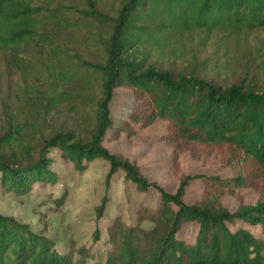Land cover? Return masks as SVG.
<instances>
[{
    "label": "trees",
    "instance_id": "16d2710c",
    "mask_svg": "<svg viewBox=\"0 0 264 264\" xmlns=\"http://www.w3.org/2000/svg\"><path fill=\"white\" fill-rule=\"evenodd\" d=\"M59 2L0 0V52L22 74L31 73L32 67L39 75L48 72L46 88L29 86L32 98L26 97L20 105L33 106L35 114L54 110L70 99H82L81 82H99L95 129L86 142L71 133L51 136L37 149L39 156L32 162L23 157L27 149L21 141L15 140L8 153L0 149L4 190L25 195L33 184L55 183L56 174L46 158L52 147L78 171L84 169V163L102 159L108 163L107 187L121 172L139 192L155 190L159 208L151 229L124 228L115 239V248L96 264H264V235L256 237L246 228H231L237 222L259 225L264 234V190L254 205L236 212H229L219 202L223 193L264 179V90L238 82H215L196 69L170 70L149 61L155 51L168 48L175 35L200 37L204 43L223 30L264 31V0H123L113 16L91 3L79 12L78 20L69 14L72 9ZM96 26L109 34L104 39V55L97 63H84L76 57L75 64L83 66V72L73 75L65 70L70 58L58 36L73 37ZM73 76L80 83L74 82V89H69L65 85ZM120 87L133 92L132 122L146 126L164 121L168 133L162 139L169 144L187 146L198 156H229L232 177L198 176L205 185L202 199L187 204L182 198L190 177H183L176 192L170 194L150 183L133 163L105 149L102 142L112 127L108 103L112 90ZM64 198L54 199L57 207ZM104 204L105 199L100 210ZM188 222L197 226L190 242L179 237ZM94 236L97 241L98 231ZM0 264L77 263L48 237L0 214Z\"/></svg>",
    "mask_w": 264,
    "mask_h": 264
},
{
    "label": "rangeland",
    "instance_id": "374dc122",
    "mask_svg": "<svg viewBox=\"0 0 264 264\" xmlns=\"http://www.w3.org/2000/svg\"><path fill=\"white\" fill-rule=\"evenodd\" d=\"M91 3L96 10L113 16L123 0L59 2L72 9L69 14L77 20L79 12L86 10ZM107 36L109 34L106 35L101 26L75 33L73 37L67 34L58 36L70 58L65 70L73 75L83 72V66L75 64L76 57L84 63L99 62L104 55ZM0 55L1 150L8 153L15 140L21 141L27 149L23 157L32 162L38 158L37 149L43 141L55 134L71 133L78 141L89 140L95 129L97 101L101 96L99 82L90 79V82L79 84L73 76L65 86L74 89V82H77L84 87V93L79 91L83 98L70 99L54 110L35 114L33 106L24 108L20 105L26 97L32 98L29 86L34 85L39 90L46 88L48 72L39 75L37 68L32 67L29 68L31 73L22 74L10 64L3 52ZM149 61L170 70L196 69L200 75L215 82H238L264 90V31L223 30L204 43L200 37L175 35L171 45L155 51ZM134 102L130 89L120 87L112 90L108 103L112 127L102 142L110 153L133 163L150 183L170 194L176 192L183 177H190L182 198L187 204L202 199L205 185L198 176L222 180L232 177V169L227 162L229 156H198L197 153L192 154L187 146L169 144L162 139L168 133L164 121L155 120L146 126L132 122L129 116ZM46 158L51 161L49 169L56 174L57 181L33 184L25 195L9 193L0 183V214L13 217L34 232L48 237L61 253H67L77 264H96L100 256L115 248V239L124 228L132 231L152 228V220L159 208V194L155 190L139 192L121 172L111 178L107 187L108 163L102 159L84 163V169L78 171L57 148H49ZM262 190L264 179L255 180L239 191L223 193L219 202L229 212H236L240 207L254 205L263 195ZM62 195L65 197L63 204L57 207L54 199ZM103 199L105 204L100 210ZM236 227L246 228L256 237L264 235L259 225L246 226L237 222L231 226L232 229ZM196 233L197 226L188 222L183 225L179 237L190 242Z\"/></svg>",
    "mask_w": 264,
    "mask_h": 264
}]
</instances>
